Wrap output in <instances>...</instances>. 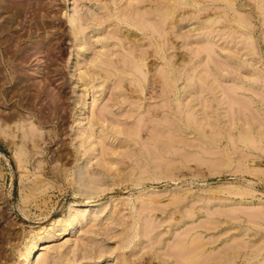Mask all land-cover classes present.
<instances>
[{"label":"rangeland","instance_id":"rangeland-1","mask_svg":"<svg viewBox=\"0 0 264 264\" xmlns=\"http://www.w3.org/2000/svg\"><path fill=\"white\" fill-rule=\"evenodd\" d=\"M0 18L26 72L0 119L47 122L22 166L0 135V264L43 229L30 264H264V0H0Z\"/></svg>","mask_w":264,"mask_h":264},{"label":"bare ground","instance_id":"bare-ground-1","mask_svg":"<svg viewBox=\"0 0 264 264\" xmlns=\"http://www.w3.org/2000/svg\"><path fill=\"white\" fill-rule=\"evenodd\" d=\"M27 4L30 5L31 3H29V1H28ZM21 5H22V3H21ZM25 6H27V5H25ZM25 6L22 5V9H25L24 8ZM22 9H21V12H23ZM32 35H33V33L31 32L28 35V37L31 38ZM6 58H7V55H6V53L4 54V52H3L0 56V64L2 65V68H0V97L3 100H5L7 98V96L9 97L10 95L12 97L15 93H17L19 91L14 86L9 87V88H11V90H8L7 86L10 83L9 82V76L17 75V77H15L16 81L22 82L25 79V75H26V72L24 71V66H23V63L25 62L24 60H22V63H20V64L18 63L16 65L11 66L12 62L10 63L9 61H6ZM8 62L10 63L9 64L10 68H7ZM13 63H15V62H13ZM20 71L25 72V73L20 74ZM41 71H42V69H39L37 72L42 73ZM31 75H37V73L36 74L33 73ZM44 85H46V83ZM47 87H49L48 84L45 87L46 88L45 89L43 87V85L41 86L38 83L33 84L32 86H29L27 91L28 90L34 91V94L32 92V94L29 95V99H31V101L42 100L44 97H46V99H50V93H49ZM92 103H93V101H92L91 96L90 97L88 96L87 100L83 104L84 106H83L82 110L86 111L87 109H89V107L92 105ZM31 115H33V117H35L36 120H33ZM38 118H40V117L37 114H35L34 111L32 113L30 112L29 116H27L24 112H22L21 109H18L17 107H15L14 113L11 114L9 117L5 118L6 120L0 119V135L3 136L4 139H7L9 142H11V144H13L16 141V139H21L22 150L19 152V154H17V157H18L17 162L20 164V166L30 162L31 157H32L31 153L34 152L33 151L34 149L39 150L40 141L43 140V138H44L43 135L38 133L39 130H38V127H36V122L39 123L40 125H45V124H47V122H46V119L38 120ZM11 122L15 123L14 124L15 127L9 126L8 123H11ZM29 143H31V145L33 147V149L30 148L31 150H28V147H27V146H29L28 145ZM89 205H90V201L87 200V201H83L82 203H78V204L73 205L71 209H72L73 213L74 212L77 213L79 211L78 210L79 208L86 207ZM84 219H85V216H83V215L82 216L79 215L78 217L73 218V220H71L70 223L63 229V232H61V234H58V235L61 236V235L74 233L81 226ZM63 222H64L63 220H56L53 224L60 226L63 224ZM45 231H46V229H43V231L41 230V231H38L34 234L33 237H35V239L41 238V240H40L41 244H34L31 248H29V250H28L27 254L24 256V259H23L21 264H30L31 259L33 260V258L36 257V254L40 253L41 251H45V250L49 249L47 244L49 243V240L52 237L43 235V233H45Z\"/></svg>","mask_w":264,"mask_h":264}]
</instances>
